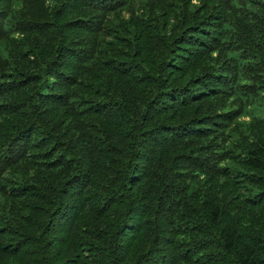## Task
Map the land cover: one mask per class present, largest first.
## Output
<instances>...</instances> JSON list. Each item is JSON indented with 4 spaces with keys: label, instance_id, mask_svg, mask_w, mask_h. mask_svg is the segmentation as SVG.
<instances>
[{
    "label": "trees",
    "instance_id": "16d2710c",
    "mask_svg": "<svg viewBox=\"0 0 264 264\" xmlns=\"http://www.w3.org/2000/svg\"><path fill=\"white\" fill-rule=\"evenodd\" d=\"M0 264H264V0H0Z\"/></svg>",
    "mask_w": 264,
    "mask_h": 264
}]
</instances>
